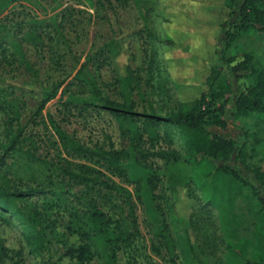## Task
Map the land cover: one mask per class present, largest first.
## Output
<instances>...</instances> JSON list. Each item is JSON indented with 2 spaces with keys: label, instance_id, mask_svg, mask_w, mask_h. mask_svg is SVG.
Returning a JSON list of instances; mask_svg holds the SVG:
<instances>
[{
  "label": "rangeland",
  "instance_id": "rangeland-1",
  "mask_svg": "<svg viewBox=\"0 0 264 264\" xmlns=\"http://www.w3.org/2000/svg\"><path fill=\"white\" fill-rule=\"evenodd\" d=\"M163 1H173L176 12L183 13V0H0V25L4 26L0 37L5 41L23 35L20 42L25 56L38 70L36 75L31 74L0 52V144L7 139L6 119L11 117V111L5 116L2 110L8 109L5 100H10L19 113L18 119L12 121V127L21 133L18 147L44 160L8 154L0 170V185L41 191L13 201L22 209L51 205L47 212L49 235L39 252L30 250L21 222L13 212H4L9 223L0 221V244L7 250L0 264H14L17 259L21 264H74L63 254L65 229L68 224L81 228L88 199L94 200L113 221L110 227L118 236L115 264H168V259L181 264L175 243L183 230L189 233L199 264L264 263V216L258 214L264 190L249 170L237 162H227L238 173L234 177L227 172H210V165L192 160L180 159L174 165L152 153L175 150L182 154V142L175 129L170 131V143L162 139L150 141L143 131L136 142L120 130L111 113L119 104L129 103L138 114L147 113L148 107L163 114L165 104L172 106L177 98L195 94L171 89L172 75L178 71L156 38L169 34L176 41L181 39L185 46L179 49L193 51L203 42L201 28L191 19H183L177 28L163 26L157 10ZM195 3L200 8L206 4ZM252 23L227 45L222 31H218L214 50L205 56H196L193 51L198 58L190 54L187 73L202 69L204 63L216 61V57L222 64L246 52L253 66L264 67V17ZM24 32H31L37 44L28 42ZM208 33L206 27L203 36ZM111 39L121 47L115 63L101 54L98 62L93 55L86 66L97 87L93 91L74 75L85 56ZM95 64L96 69L92 68ZM125 73L130 84L123 90L115 77ZM224 77L232 80L225 70ZM58 82L61 84L53 97L41 111H36L38 101ZM160 83L166 84L164 94L158 91ZM225 119L228 123L224 128L207 127L208 131L239 144L238 131L230 125L227 115ZM50 120L69 141L89 152L75 153L64 147L50 127ZM234 123L256 133L258 140L247 162L251 168L264 171V110ZM116 152L124 155L113 164L108 154ZM179 171L191 176L187 189L197 201L187 198L183 187L173 193L167 189V173ZM207 202L208 211L199 208ZM130 205L135 229L129 224ZM190 210L195 212L188 221ZM85 264L102 261L92 257Z\"/></svg>",
  "mask_w": 264,
  "mask_h": 264
},
{
  "label": "trees",
  "instance_id": "trees-1",
  "mask_svg": "<svg viewBox=\"0 0 264 264\" xmlns=\"http://www.w3.org/2000/svg\"><path fill=\"white\" fill-rule=\"evenodd\" d=\"M137 1V0H136ZM183 13L178 14L171 3H160L158 12L161 17V23L165 27H180L183 19H191L200 26L203 42L197 44L194 49V55L199 53L207 54L210 50H214L217 43V37L222 31V39L224 45H227L239 31H244L252 22L260 20L264 17V0H183ZM195 2H206L200 8ZM205 13L209 15L205 16ZM214 16L212 20L210 17ZM217 17V18H215ZM209 28V33L203 36V31ZM0 29L4 30V26L0 25ZM219 31V33H218ZM24 38L32 45H36L35 36L31 32H24ZM6 38V35H5ZM38 41L41 37L38 36ZM19 37H10L9 40H3L0 37L1 54L8 55L12 61L21 65L22 68L31 74H37L38 70L25 56L23 47ZM185 39V37H184ZM174 37L166 34L163 39L156 38L159 45L163 46V53L170 54L169 60H172V67L175 65L177 73L172 75L169 83L171 89L177 93H195L193 97L177 98L172 106L164 107L163 114H156L151 107H148L147 113H135L131 110L129 103L119 104L117 108H113L111 113L115 116L116 122L122 132H126L133 140L138 142L141 138V131L150 141L162 139L168 143L172 141L171 129H175L178 137L181 139L183 152L182 154L175 150L157 151L152 153L153 156L160 157L174 165L178 164L181 159L184 162L192 160L194 163H202L210 165L211 171H222L238 175L235 168L230 167L227 162H237L246 170H249L264 190V171L259 167H250L247 162L250 152L254 149V142L258 140L256 133L249 128L237 126L234 121L240 117H245L254 111L264 110V67H255L250 63V54L243 53L238 58L235 56L227 60H223V65L217 60L204 63L202 69L194 70L193 73H187L186 65L190 57H195L193 51H182L183 43L176 41ZM183 46V47H182ZM121 47L114 39L109 40L101 48L94 53L85 56L84 62L81 63L75 73V77L89 89L96 91L95 81L91 72L87 71V64L92 56H96L95 62L99 61V55H107L112 64L120 55ZM218 54V51L215 52ZM149 63L153 60V54L148 56ZM91 65V64H90ZM96 65L92 68L96 69ZM95 66V67H93ZM173 67V68H175ZM224 70L232 76V80L224 77ZM199 71V73H197ZM195 78H193V77ZM115 81L125 90L128 88L130 81L125 74H116ZM61 83L58 82L52 86L50 92H47L38 101L36 111H41L44 104L53 97L57 87ZM166 84L160 83L158 91L160 94L166 93ZM53 91V92H52ZM1 99V97H0ZM168 99V97H167ZM169 100V99H168ZM7 108L2 110L5 116L11 111V117L7 116V139L0 144V170L6 163L8 154L25 156L29 159L44 162L38 156L23 151L18 147L19 137H21L20 129L12 127V121L18 119L19 113L16 111L15 105L10 100H5ZM1 108V101H0ZM3 109V108H2ZM231 119V126L238 131L240 138L239 144L232 138H224L215 133L208 131L207 127L224 128L227 125L225 116ZM49 125L57 135L64 147H68L75 153L85 154L88 149L81 147L69 141L61 128L52 120ZM264 152V149H263ZM124 153H109V161L116 163L119 156ZM264 156V155H263ZM188 181L191 176L185 175L181 171L179 173H167L166 187L173 193L177 187L186 189V197L197 201L187 189ZM38 189H27L20 191L18 189H8L0 185V221L8 224L9 220L4 217V212L12 211L17 220L21 222L24 240L28 244L30 250L39 252L46 245V237L49 235L47 228L50 220L47 218V212L51 209L50 204H42L40 206H28L22 209L15 206L13 201L22 199L26 195L32 193H40ZM260 198V212L264 216V193ZM208 202L199 208L208 211ZM188 214L187 220L190 221L193 213ZM129 224L135 229V217L131 205L128 207ZM85 221L80 229L68 224L65 229V242L63 254L70 257L74 264H85L92 257L101 259L102 264H115L116 240L117 235L110 227L112 219L107 217L95 203L94 200L85 201ZM176 247L181 257V264H199L195 252L194 245L189 237V233L183 230V234L176 236ZM6 248L0 244V261L3 255L6 256ZM168 264H176L173 259L167 260ZM14 264H21L19 259L13 261ZM256 264V263H255ZM258 264H264L261 261Z\"/></svg>",
  "mask_w": 264,
  "mask_h": 264
}]
</instances>
